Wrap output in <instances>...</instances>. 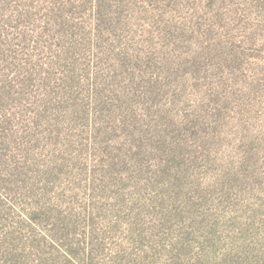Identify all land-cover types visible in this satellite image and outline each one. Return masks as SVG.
<instances>
[{
  "label": "trees",
  "instance_id": "16d2710c",
  "mask_svg": "<svg viewBox=\"0 0 264 264\" xmlns=\"http://www.w3.org/2000/svg\"><path fill=\"white\" fill-rule=\"evenodd\" d=\"M24 1L0 0V264H264L260 169L218 145L232 115L170 21Z\"/></svg>",
  "mask_w": 264,
  "mask_h": 264
},
{
  "label": "rangeland",
  "instance_id": "374dc122",
  "mask_svg": "<svg viewBox=\"0 0 264 264\" xmlns=\"http://www.w3.org/2000/svg\"><path fill=\"white\" fill-rule=\"evenodd\" d=\"M147 1L145 24L149 29L154 17L170 21L171 46L184 55L188 81L197 79L204 90L208 82L214 83L208 93L195 96L204 100L221 96V105L229 108L232 116L221 129L218 145L231 149L236 160L243 162L240 173L251 175L260 169L258 178L264 181V0ZM195 68L201 69L200 74H194ZM244 197L245 193L238 195L236 202H244ZM239 208L237 203L230 206L235 213ZM108 223L115 222L108 218ZM122 225L127 230L120 231V243L126 246L129 227L126 222Z\"/></svg>",
  "mask_w": 264,
  "mask_h": 264
}]
</instances>
